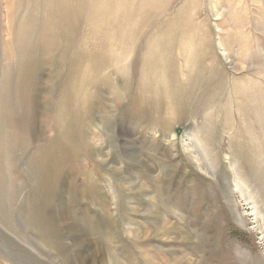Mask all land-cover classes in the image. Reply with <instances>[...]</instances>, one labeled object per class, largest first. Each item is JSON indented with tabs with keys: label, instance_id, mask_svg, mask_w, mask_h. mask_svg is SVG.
<instances>
[{
	"label": "rangeland",
	"instance_id": "374dc122",
	"mask_svg": "<svg viewBox=\"0 0 264 264\" xmlns=\"http://www.w3.org/2000/svg\"><path fill=\"white\" fill-rule=\"evenodd\" d=\"M105 1L90 8L97 30L78 21L71 39L79 45L86 24L96 39L88 56L115 62L107 67L91 59L85 67L64 70L91 74L99 83L83 96L90 104L86 119L67 113L72 124L62 127L60 139L70 156L62 188L44 214L50 222L48 253L34 231L27 233L33 240L28 244L0 221V264H264V0H160L166 5L159 12L157 4L139 11L142 0ZM24 11L25 25L30 10L17 0H0V78L8 72L6 42ZM141 19L149 25L146 34L161 27L164 43L141 57L146 65L140 72L157 78L147 89L153 110L128 120L119 115L118 93L120 80L135 76L132 38L141 35ZM131 25L135 36L125 39L128 50L103 48L111 28L121 32L119 26ZM34 35L29 29L28 37ZM14 54L25 64L23 49ZM35 60L38 65L11 64L10 71L36 72L33 137L43 142L53 137L60 99L69 88L51 77L58 66L42 55ZM194 81L193 100L170 99L173 86L181 94L180 87ZM73 124H81L84 136ZM89 174L96 190L88 188ZM70 177L72 191L66 186ZM58 200L63 206L57 207Z\"/></svg>",
	"mask_w": 264,
	"mask_h": 264
},
{
	"label": "bare ground",
	"instance_id": "6f19581e",
	"mask_svg": "<svg viewBox=\"0 0 264 264\" xmlns=\"http://www.w3.org/2000/svg\"><path fill=\"white\" fill-rule=\"evenodd\" d=\"M17 2L25 7V10H30V13L24 25V11L18 23L19 27L15 28L16 33L14 36H10V39L6 42L9 51L6 69L8 72L0 78V85H3L0 87V212L7 210L11 213L5 215V218L0 213V221L8 228L12 236H16L28 244H31L33 240L28 237L27 233L28 231H34L44 247L43 251L48 253L50 222L44 217V214L49 213V210L47 211L49 203L47 202L57 194L58 189L62 188V174L67 166L65 158L67 155L70 156L67 147L63 146L60 139L62 127L71 126L72 124L67 123L69 121L66 117L67 113L75 112L76 116L77 113L80 116V120L86 119V116L90 113V104L87 101L89 98H85L86 109L83 114V96H86V91H88L90 85L97 87V83H99V79L91 76V74L79 77L78 72H64V70L67 67L71 70L77 67H85L87 61L91 59L102 60L107 67H111L115 60L104 58L100 54L88 56L89 51L96 47V39L94 35L86 32V29L90 26L97 30V25L91 17L92 10L90 8H93L97 2H106L105 0H17ZM155 4L158 5V12L163 5H166L162 4L160 0H142L139 11ZM13 18H19L18 14ZM78 21H83L88 25L85 24L81 28L83 39L79 45L71 41L76 34L75 25ZM145 21L150 24L149 19ZM141 24L140 37L138 39L132 38L133 44L137 45L134 47V59L131 61L132 77L135 76L134 79L122 78L120 80L122 90L118 93L119 99L123 97L122 107L118 111L119 115L128 120L142 118V115L147 117L149 112L153 110L150 107L153 99L147 95L149 93L147 89L149 84H155L157 78L154 75L145 77L144 72H140L142 66L146 65L141 57L144 53L151 55V47L154 51H159L156 46H161V43H164L159 34L161 27L155 29L152 35H149L150 33L146 34L149 25L146 26L142 23V19ZM119 27L121 32L117 28L115 30L111 28L109 36H105V43H102L103 48L109 52L114 51V49L128 50L125 47V39L131 40L130 36H135L132 33L134 30L132 25ZM29 29L35 32L34 36L28 37ZM129 30L131 32H128ZM25 31L26 36L24 37L23 33ZM119 35L122 36L121 39ZM88 47L91 49L87 50ZM22 49L25 53V64H21L20 59H18L21 65H30L31 63L32 65H38L39 62L35 59L38 55H42L44 59L47 58L51 63L58 66L59 71L51 72V77L57 81L65 80L67 82L65 89L69 88L63 90L60 99L61 105L57 109L59 119H55L56 122L52 129L53 137L43 142H35L33 137L34 91L36 85L34 78L36 79V72H28L23 76L18 72L10 71L11 64L18 63L14 51H21ZM67 57H70L69 61H67ZM159 58H161V55L157 56L156 60L159 61ZM148 66L149 64L146 67ZM97 69H100V67H97ZM154 70L157 71V69ZM68 75H70V79L67 78ZM61 77H64V79H61ZM195 83L196 81L189 86H185V88L180 87L182 95L176 94L175 90L177 88L173 86L170 90V99L179 95L184 96L187 100H193L191 88L194 87ZM166 97H160L159 100L166 102ZM70 104L76 106L70 109L68 108ZM179 108H181L180 105H177L174 111ZM73 126L78 129L80 135L84 136V130L80 132L81 124L79 126L73 124ZM184 136L186 139L191 137L187 133ZM8 172L14 174V179L7 174ZM122 177L127 176L122 175ZM66 179H71L69 185L66 186L71 191L74 190V188H71L73 178ZM66 179L63 180V184ZM95 182V176L87 175L88 188L96 190L97 185ZM66 186L63 188L64 191H67ZM23 192L24 196L21 197ZM58 203L57 207L63 206V202L60 203L59 201ZM108 206V203H104L106 210ZM14 214L16 217H13ZM50 214L52 213L50 212ZM52 217L63 224V219L61 221L59 219L62 218L60 215L55 214ZM18 223H21V225Z\"/></svg>",
	"mask_w": 264,
	"mask_h": 264
}]
</instances>
